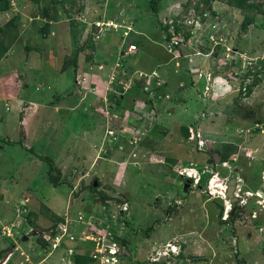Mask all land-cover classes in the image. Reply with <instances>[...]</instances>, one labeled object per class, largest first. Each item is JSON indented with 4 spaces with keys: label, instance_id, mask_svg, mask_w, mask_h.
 Returning <instances> with one entry per match:
<instances>
[{
    "label": "rangeland",
    "instance_id": "1",
    "mask_svg": "<svg viewBox=\"0 0 264 264\" xmlns=\"http://www.w3.org/2000/svg\"><path fill=\"white\" fill-rule=\"evenodd\" d=\"M0 29V264H264L261 14L4 0Z\"/></svg>",
    "mask_w": 264,
    "mask_h": 264
},
{
    "label": "trees",
    "instance_id": "2",
    "mask_svg": "<svg viewBox=\"0 0 264 264\" xmlns=\"http://www.w3.org/2000/svg\"><path fill=\"white\" fill-rule=\"evenodd\" d=\"M0 1H4V0H0ZM32 4L34 5H39L40 2H48L49 4H52V3H57L59 5H63V4H70V5H73V2L74 0H29ZM189 0H187V3H188ZM213 0H201V3L204 4L206 6V9L207 10H210V2H212ZM217 1H220L221 3L225 4L226 6H230V7H233L235 9H238V10H246V11H256L258 14H261L263 17H264V8H263V5L262 4H252L251 3V0H217ZM6 4L3 6V9H7V1H5ZM150 3L153 4L154 3V0H150ZM186 5V4H185ZM47 7V6H45ZM194 9H197V5L193 6ZM152 8V6H151ZM154 9V8H152ZM43 15L42 17H46L47 16V10L44 8V10L42 11ZM200 15L203 14L202 11L199 12ZM252 22V17H245L241 23L242 27H245V24H248V23H251ZM175 31L177 30V27L175 28ZM244 29V28H243ZM0 32H1V29H0ZM2 34V33H1ZM188 37V32L185 34V38ZM166 40L169 39V36H166L165 37ZM86 46V44H84ZM1 46V45H0ZM3 55V51L2 49L0 48V58L2 57ZM77 55V54H76ZM76 58V57H75ZM73 58L72 61H71V68L75 71L76 69V59ZM256 75H254L252 81L250 84H247L245 87H244V90H245V94H242L243 97H247L248 95H250L251 93V90L253 87H255L258 83H259V80L257 78H255ZM110 85V83H109ZM116 89H120V88H117V86L115 85ZM133 87V86H132ZM132 89V88H131ZM106 91V89H105ZM110 92V90H108ZM120 93V92H119ZM239 93H241V90H239ZM240 95V94H239ZM118 97H121V95H119ZM120 102V100H119ZM182 133L185 137L188 136V132L185 128H182ZM216 158H211L207 160L208 163H212V161L217 160L216 163L218 164H221V163H224L226 158L222 155H219L218 154H215ZM100 201L102 203H104L105 201V198L102 197L100 198ZM57 221V219H56ZM59 221V220H58ZM122 244H124L125 242L121 241ZM42 246L44 247H47L46 243H42L41 244ZM86 254V253H84ZM84 254H81V253H78V254H75L72 258V262L73 264H94L95 262L93 260H91L92 258L89 256V255H84ZM178 257L180 258L181 255L179 254Z\"/></svg>",
    "mask_w": 264,
    "mask_h": 264
},
{
    "label": "built area",
    "instance_id": "3",
    "mask_svg": "<svg viewBox=\"0 0 264 264\" xmlns=\"http://www.w3.org/2000/svg\"><path fill=\"white\" fill-rule=\"evenodd\" d=\"M135 49H136V47H135V45H133V44L128 45L127 48H126V50H127L128 52H133V51H135ZM121 209L124 210V209H125V205H122ZM58 238H59V237H58ZM112 246L115 247L114 244L110 243V248H109V247H108V249L106 248V251H107V255H106V256H107L108 258H111V259L113 260V259H115V258L118 257V256L116 255V250H115V248H113ZM98 249H99V248H98ZM97 251H98V250H96V253H97ZM99 253H102V251H99ZM93 254H94V252L92 253V255H93ZM92 255H91V257H92ZM93 258H94V256H93Z\"/></svg>",
    "mask_w": 264,
    "mask_h": 264
},
{
    "label": "water",
    "instance_id": "4",
    "mask_svg": "<svg viewBox=\"0 0 264 264\" xmlns=\"http://www.w3.org/2000/svg\"><path fill=\"white\" fill-rule=\"evenodd\" d=\"M229 184H233V180H231V181L227 184V187H228V191H227V192H228V193H226V196L230 198V196H231V193H230V192H232L233 188H232V187H229ZM183 187H189L188 182H185V184H184ZM183 187H182V190L184 191ZM229 193H230V194H229Z\"/></svg>",
    "mask_w": 264,
    "mask_h": 264
},
{
    "label": "flooded vegetation",
    "instance_id": "5",
    "mask_svg": "<svg viewBox=\"0 0 264 264\" xmlns=\"http://www.w3.org/2000/svg\"><path fill=\"white\" fill-rule=\"evenodd\" d=\"M182 177V179H181V181H180V185L181 186H184V184H185V182H189L190 183V181H189V179L188 178H185L184 176H181ZM233 179V178H232ZM234 180V179H233ZM235 182V180L233 181V183ZM188 183V184H189ZM225 189H227V188H225ZM225 196V195H224ZM231 198V199H230ZM230 198L228 199V202L230 203V201L229 200H233L234 199V196H230ZM235 199H236V197H235Z\"/></svg>",
    "mask_w": 264,
    "mask_h": 264
},
{
    "label": "clouds",
    "instance_id": "6",
    "mask_svg": "<svg viewBox=\"0 0 264 264\" xmlns=\"http://www.w3.org/2000/svg\"><path fill=\"white\" fill-rule=\"evenodd\" d=\"M102 69L101 68H98V71H101ZM110 82H108V84H109ZM107 91H108V89H107V87L105 88ZM185 177V176H184ZM210 181V180H209ZM210 184V182H208V185ZM123 211H125V209L124 210H122L121 208H119V212H123ZM61 238H62V236H59V241L61 240ZM174 248V247H173ZM173 248H172V250H173ZM94 251H92V253H93ZM92 253L89 255V256H91L92 255ZM119 258V257H118Z\"/></svg>",
    "mask_w": 264,
    "mask_h": 264
},
{
    "label": "crops",
    "instance_id": "7",
    "mask_svg": "<svg viewBox=\"0 0 264 264\" xmlns=\"http://www.w3.org/2000/svg\"><path fill=\"white\" fill-rule=\"evenodd\" d=\"M98 61H100V60H98ZM96 62V63H99V62ZM104 62H105V60H104ZM106 63V62H105ZM76 65H77V62H76ZM108 64H106V66H107ZM97 69V71H98V67L96 68ZM66 70H68V69H66ZM73 70V69H72ZM102 71V70H101ZM107 73V72H106ZM76 85H77V83H76ZM119 98H121V97H119ZM52 106H54V105H52Z\"/></svg>",
    "mask_w": 264,
    "mask_h": 264
}]
</instances>
